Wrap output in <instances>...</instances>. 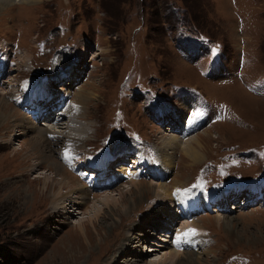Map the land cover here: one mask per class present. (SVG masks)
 Listing matches in <instances>:
<instances>
[{
	"label": "rangeland",
	"instance_id": "1",
	"mask_svg": "<svg viewBox=\"0 0 264 264\" xmlns=\"http://www.w3.org/2000/svg\"><path fill=\"white\" fill-rule=\"evenodd\" d=\"M32 4H17L0 11L1 57L5 48L13 50L14 42L21 48L13 60L14 68L0 78V104L6 108L2 116L9 117L0 127V264H181L180 258L184 264H264V0H38ZM187 33H202L209 37L211 44L215 42L216 50L196 58L198 65L195 66L182 51L186 48L184 43H191ZM37 42L46 43L41 51L36 50ZM59 45L71 48L69 57L63 51L57 52L65 59L60 57L57 66H67L66 74L70 67L75 69L73 81L76 82L71 85L67 81L65 86L66 92L73 94L71 103L75 102L79 90L95 94L85 114L91 118H85L84 122L64 118L55 122L63 123L57 126H42L46 124L44 120L33 122L37 129L46 127L61 139L70 132L67 126L77 123L89 130L88 126H94L96 133L88 138L83 151L74 154L71 167L63 162L58 143L53 140H50L49 152L45 151V155L51 153L50 159H35L31 156L34 135L25 125L16 127L28 117L23 115L14 98L20 82L24 79V83H32L33 77H40L38 73L53 69L50 60L53 48L57 50ZM212 67L216 70L223 67L224 75L212 72ZM135 74L155 90L146 91L157 97L159 104L180 108L182 104L177 99L183 93L199 92L206 100L227 105L228 113L221 123L216 122L208 129L203 127L204 130L196 132L197 137H185L186 140L198 138L205 148L201 163L192 165L181 148L175 149L172 168L164 181L157 178L160 174H151L159 165L152 152L166 150L159 147L160 142L167 141L172 134L179 135L168 124L176 128L178 119H185L176 109L167 110L163 117L157 118L159 110H165L159 104L150 109L152 103L140 94L143 88H134L130 81H123V76ZM58 77V73L51 76V90L52 80ZM66 77L62 83L70 80ZM39 114L48 115L46 109H40ZM71 133L79 135L80 131ZM47 137L53 139L55 135ZM132 141L143 145L134 149L137 153L122 149ZM106 149L109 151L105 155L115 161L108 168L115 170L111 174L118 175V180L110 176L111 186L97 192L93 188L90 196H85V204L80 205L84 195V189H79L83 186L81 179L94 177L92 173L102 159L101 151ZM121 149V154L130 151L122 159L118 158ZM148 153L153 157L146 156ZM156 153L158 159L160 153ZM230 154H233L232 163L222 167L218 158ZM55 156L70 178V184L62 187L60 194L71 198L72 203L59 212L50 198L38 191L42 178L55 175L49 168ZM138 157L148 160L145 172L150 174V180L133 163ZM126 163V169L131 166L129 170L121 168ZM92 165L97 166L91 168ZM120 169L122 176L117 173ZM97 174L87 181L89 188L95 182H109L106 178L98 179ZM133 174L135 177L130 176ZM140 178L143 190L146 186L157 190L161 183H167V187L180 185L174 193L188 194L185 205L198 195L201 202L214 201L220 206V211L218 208L215 213L186 218L187 224L179 230L185 233L195 229L196 235L190 238L196 237L201 241L198 244L205 235L207 248L182 253L169 248L160 233L167 226L172 227L171 224L179 226L182 218L178 208L174 211L171 202L166 201L165 205L151 190L144 191L139 202L140 195L134 191L138 186L132 188L130 182L139 180L133 182L139 185ZM52 179L57 182L56 177ZM74 189H79L80 195H73ZM119 192L124 195L123 203ZM106 196L118 201L119 208L113 209L115 212L118 209L119 215L121 209L122 214L130 215L127 213L129 202L130 206L138 204L131 211L132 218L127 217L129 221L121 224L119 215L115 216L102 205V197ZM221 196L222 200L225 196L230 200L224 208L223 201H218ZM167 209H173L172 219L167 216ZM73 210L76 211L73 213ZM179 210L185 212L184 207ZM188 221L197 222V228H189ZM151 223L155 229L149 228ZM79 224L86 228L88 244L79 234ZM148 231L155 235L150 236Z\"/></svg>",
	"mask_w": 264,
	"mask_h": 264
},
{
	"label": "bare ground",
	"instance_id": "2",
	"mask_svg": "<svg viewBox=\"0 0 264 264\" xmlns=\"http://www.w3.org/2000/svg\"><path fill=\"white\" fill-rule=\"evenodd\" d=\"M38 0H0V11L4 8H8V7H12L14 5H17V4H26V5H33L32 3H36ZM75 71L74 68L70 67L68 70H67V74L65 73L64 76H68V78H70V80H67L68 82H70V84L72 85V83L76 82L75 80L73 81V79H75V76H76V73H73ZM75 74V76H74ZM80 74V73H79ZM80 76V75H79ZM59 78V77H58ZM67 83V82H66ZM68 84V83H67ZM66 84V85H67ZM66 91V88L65 87H61L59 90H64ZM68 91V90H67ZM88 92V91H87ZM5 94V93H4ZM75 102L74 103H71L69 106L66 107V113L68 114V117H65V118H68L70 121H72L71 118H73L74 120H79L80 122H84L85 118L89 117L90 114L87 115L86 117V112H87V106L90 104V101H93L95 100V94L92 93L90 91V93H87L85 94L83 90H79V92H77V96L75 97ZM60 105H63V102L61 101L60 102ZM64 107V106H62ZM190 108V106L188 107ZM46 109V108H45ZM6 112V108L4 107L3 104H0V127L2 128L7 120L6 119H9L8 118H5V116H2L4 113ZM6 115V114H5ZM48 116V115H46ZM91 118V117H89ZM64 118L61 119V121H63ZM184 119V118H183ZM73 120V121H74ZM17 121V119H16ZM73 123V122H72ZM20 124V126H19ZM19 124H16V127L17 128H22L24 125L25 127L27 128V131H30L31 134L34 135L35 139L31 142V151L33 152L31 154V156H34L35 159L39 160H43V161H47L48 159H50L51 157V153L49 155H45V151H48L49 152V145H50V140H53L55 144L58 143V148H59V151L61 152L62 156V160L65 164H67L68 166L71 167V163L72 162V157H74V154L77 153L78 151H83V148L86 147L85 144L87 143L88 141V138H90V136H94V134L96 133V129L94 128V126H88L91 130L90 131L88 128H82L80 127L79 125H77V123H75L74 125H71V126H67L68 130L70 131L69 134L67 135V137H64L63 139L60 138V135H56V133L54 132H50L48 130V128L44 127V128H39L37 129L36 126H35V122H33V120H30L29 117H26V120L25 119H22L20 120ZM71 124V123H69ZM55 125H63V123H55ZM42 126H49V125H42ZM52 126V125H51ZM54 126V125H53ZM173 126V125H172ZM24 127V128H25ZM59 127V126H58ZM62 127V126H61ZM70 128V129H69ZM15 129V128H14ZM72 132H79L80 131V134H73L71 133ZM199 132V131H197ZM89 133V134H87ZM48 134H54L55 137L53 139H49ZM65 135V134H64ZM191 135L197 137L196 135H198V133H192ZM190 136V135H188ZM187 136V137H188ZM186 136H184L183 138L180 137V135L176 136L174 134H172L170 137H168V140H163L160 142V146L161 148L163 149H166L164 151H160L158 149H156V151H159L160 155L158 157V169L153 171L152 176H157L158 174H160V177H157L159 178V180H162L164 181V177L165 176H168V173L169 171L171 170L172 168V164H173V158H172V155L175 151V149L177 150H180L181 148V152H183V155L186 157V159H188V161L192 164V165H197L199 163H201V161L203 160V157H202V153H204L205 151V148L201 145V143L199 142L198 138H189V139H185ZM205 137V136H204ZM219 138V137H218ZM62 141V144H60L59 141ZM194 141L196 142V144L194 143ZM100 142V141H99ZM54 144V145H55ZM184 144V146L180 147V145ZM53 145V144H52ZM53 145V146H54ZM127 148V145L124 144L123 146V150ZM158 148V146H157ZM122 149L118 151V153H120V155L118 156V158H123L127 155L125 154H129V152L127 150L123 151L125 154H121L122 153ZM54 152V151H53ZM68 153V156L69 158L68 159H65V153ZM18 153V151L16 152ZM15 153V154H16ZM117 153V152H115ZM55 154V153H54ZM108 154V153H107ZM60 155V154H59ZM27 158H31L29 155L27 156ZM61 160V161H62ZM93 161V160H92ZM30 162V161H29ZM114 162L113 159L110 158V156L108 155H105L102 157L101 161H100V164L98 166V176L99 178L98 179H102L103 178H106L108 179L107 181L109 182H106L104 184H101V183H98V182H95V183H92L91 184V187L93 186H99V189H104L108 186H111L113 184V182H111V177L114 179V180H118V175H112V173H114L115 170H112V169H109L108 168V165L112 164ZM92 163V162H91ZM90 163V164H91ZM96 163V162H95ZM133 163H135L138 167H140L141 171H145V169H147V167L149 166L148 164V160L143 158V157H140V158H137L136 161H134ZM36 164V163H35ZM42 164V163H41ZM64 164V166H65ZM85 164V163H84ZM147 164V165H146ZM118 165V164H117ZM156 165V164H155ZM35 166V165H34ZM49 168L50 169V173H55L54 176H52L53 178H57V182L55 181V183L53 182V179L52 177L48 178V177H44L42 178L41 180V187L39 188V193L41 194V196H44V197H49L50 198V202L52 204L53 207L56 206V209L57 211L56 212H59V209H65L66 208V204H71L72 203L70 202L71 198H65L62 196L61 193V188L62 187H65L66 185L70 184L69 182V175H68V171L63 167V165H61V163L59 162V160H57L56 156L55 158L52 160L51 164H49ZM40 167V166H39ZM89 167V166H88ZM118 167H121L118 165ZM117 167V168H118ZM124 166H122L121 168H123ZM36 168H38V166H36ZM68 168V167H67ZM119 169V168H118ZM117 169V170H118ZM190 169V167H189ZM66 170V171H65ZM158 171V172H157ZM122 170L120 169L117 173H120L119 176H122ZM126 172V171H125ZM73 173V172H72ZM136 174V173H135ZM135 174L133 175H130V176H134L135 177ZM73 176V175H72ZM74 177V176H73ZM75 178V177H74ZM155 178V177H154ZM76 179V178H75ZM173 179V178H172ZM172 179L170 181V183H172ZM77 180V179H76ZM78 181V180H77ZM134 181H136L134 179ZM134 181H131L130 183L132 184V188H135L137 187V190L135 189L134 191H136L139 195H140V198H139V202H142V194L144 193V191H149L151 190L150 193H152L153 195H158L161 197V199L163 200L164 204L166 201L168 202H171L172 204V207L175 206L178 208V210L182 207L185 208V212L187 211V215H186V218L189 217V214L191 211L195 210L196 208H198V206L200 205L199 202V198L197 196H193L190 204H186V195H188L187 193L185 192H182L180 194H175L174 191L180 186H178L177 184H172V185H168L167 187V183L164 184V183H161V187H158L157 190H153L151 188V186H146V189L143 190V185H141V180H140V184L137 185L134 184L133 182ZM139 181V180H138ZM136 181V182H138ZM157 181V180H156ZM158 182V181H157ZM174 182V181H173ZM97 183V184H96ZM129 183V184H130ZM169 183V184H170ZM82 184V183H81ZM130 184V185H131ZM154 184H158V183H154ZM83 185V184H82ZM69 188V187H68ZM88 186H79V189L80 191L84 189V195H83V199L81 201V203H79L80 205H84V201H85V196H87V198L90 196V190L87 189ZM131 188V190H133ZM57 189V192H55V190ZM79 189H74L72 191L73 195H80V193H78L77 191ZM170 189H172L173 192H170ZM129 190L130 192L134 193L133 191ZM107 191V190H106ZM106 191H102L104 193H108ZM127 191V190H126ZM55 192V193H54ZM101 192V193H102ZM83 193V192H82ZM136 193V194H137ZM192 193V192H191ZM129 194V193H128ZM174 195V196H173ZM94 196V195H93ZM118 196H120V198L122 199L121 202L123 203V201L125 200L123 198L124 195L121 194V192H119ZM72 197V196H71ZM110 196H106V197H102L104 198V202L102 203V205L104 207H107L109 208L111 211L114 212V215L117 216L119 215V211L118 209L115 210L113 209V207H117L119 208V205L117 204L118 201H115V200H111L109 199ZM82 198V197H81ZM111 198V197H110ZM138 198V197H137ZM113 199V198H112ZM154 199L150 200V202H153ZM103 201V200H101ZM132 201V200H131ZM38 202V201H37ZM40 203V202H38ZM76 203V202H75ZM74 203V204H75ZM128 203V202H127ZM130 203V202H129ZM128 203L129 207H127V213L128 211L130 212V215L132 214L131 211H133L137 206L138 204L134 203L133 205L130 206V204ZM157 203V201L155 202ZM37 204V203H36ZM166 205V204H165ZM36 206V205H35ZM126 206V205H125ZM142 206V205H141ZM164 206V205H163ZM50 207V206H49ZM165 207V206H164ZM74 207H72L71 209H73ZM125 208V207H124ZM142 208V207H141ZM174 211H175V208H173ZM171 209V210H173ZM122 210V209H121ZM120 210V223H125V222H128L130 218H132V216L130 215H125V214H122V211ZM171 210H168L167 209V216L170 217V219H172V217L170 216V211ZM54 211V210H53ZM68 212L70 210H67ZM76 210H73V213L75 212ZM126 211V210H124ZM184 212V213H185ZM99 213V212H98ZM183 213V214H184ZM127 217L129 218L127 220ZM105 218V217H104ZM190 219L192 217H189ZM189 219V220H190ZM115 222H117L116 220H114ZM202 221V220H201ZM189 223H191L192 221H188ZM188 223V224H189ZM154 224V223H153ZM197 222H194V223H191L189 226V228H197ZM149 228H154L155 225H152L149 224ZM77 226V225H76ZM75 226V227H76ZM172 227H174V224H171ZM194 226V227H193ZM78 230H79V234L81 237H84L86 239V242L88 244V238H87V232H86V228L85 226H83V224H79L78 225ZM111 228V226H110ZM185 230L187 228L183 227ZM73 229V228H72ZM127 231V230H126ZM95 232V231H94ZM96 233V232H95ZM148 234H150V236H152L153 234L155 235V232H149L148 231ZM145 235V234H144ZM98 236V234H97ZM100 236V235H99ZM98 236V237H99ZM139 236V235H138ZM149 236V237H150ZM160 236L162 238H164L163 235L160 234ZM98 240H100V238H98ZM130 237V236H129ZM147 237V238H149ZM146 238V239H147ZM159 238V237H158ZM128 239V238H127ZM129 239H132V238H129ZM134 241V240H133ZM201 241L198 240L196 243H193L192 245V240H191V246H197L198 243H200ZM153 243V242H152ZM133 245V244H132ZM153 245L155 247L156 244L153 243ZM124 246V245H123ZM92 248V247H91ZM209 248L207 249V252H208ZM154 252V251H152ZM206 253V252H204ZM174 254V253H173ZM177 255V253H176ZM170 259L172 258V256H168ZM178 257V255H177ZM167 259V258H166ZM198 260V259H196ZM165 261V259H164ZM169 261V260H168ZM179 261H181V264H184V262H182L181 258L179 259ZM192 262V260H191ZM155 263V262H153ZM166 263V262H165ZM164 263V264H165ZM152 264V262H151ZM156 264V263H155Z\"/></svg>",
	"mask_w": 264,
	"mask_h": 264
},
{
	"label": "snow or ice",
	"instance_id": "3",
	"mask_svg": "<svg viewBox=\"0 0 264 264\" xmlns=\"http://www.w3.org/2000/svg\"><path fill=\"white\" fill-rule=\"evenodd\" d=\"M68 158H69V156H68V153L66 152L65 153V159H68ZM189 235H192V236L196 235V230L195 229H190L187 232L182 234L183 237H187ZM180 239H181V237H177V242H179Z\"/></svg>",
	"mask_w": 264,
	"mask_h": 264
}]
</instances>
